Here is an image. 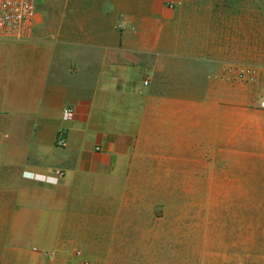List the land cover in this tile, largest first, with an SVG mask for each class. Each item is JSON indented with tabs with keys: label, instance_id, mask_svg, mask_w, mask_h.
Returning <instances> with one entry per match:
<instances>
[{
	"label": "crops",
	"instance_id": "crops-1",
	"mask_svg": "<svg viewBox=\"0 0 264 264\" xmlns=\"http://www.w3.org/2000/svg\"><path fill=\"white\" fill-rule=\"evenodd\" d=\"M263 98L264 0H38L0 36V264L97 262L141 153L264 168Z\"/></svg>",
	"mask_w": 264,
	"mask_h": 264
},
{
	"label": "rangeland",
	"instance_id": "rangeland-1",
	"mask_svg": "<svg viewBox=\"0 0 264 264\" xmlns=\"http://www.w3.org/2000/svg\"><path fill=\"white\" fill-rule=\"evenodd\" d=\"M234 154L141 153L94 264H264V168ZM217 165V166H215ZM223 165V166H222ZM77 250L78 264H93Z\"/></svg>",
	"mask_w": 264,
	"mask_h": 264
},
{
	"label": "built area",
	"instance_id": "built-area-1",
	"mask_svg": "<svg viewBox=\"0 0 264 264\" xmlns=\"http://www.w3.org/2000/svg\"><path fill=\"white\" fill-rule=\"evenodd\" d=\"M37 2L38 0H0V36L18 41L29 40L35 27ZM148 84L149 81L145 80L144 85ZM259 108L264 110V98L259 102ZM75 116L74 108L65 107L63 109L65 121L74 120ZM57 142L64 146L66 139L60 134ZM62 174L60 171L56 172L57 177H61Z\"/></svg>",
	"mask_w": 264,
	"mask_h": 264
}]
</instances>
